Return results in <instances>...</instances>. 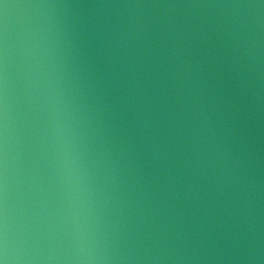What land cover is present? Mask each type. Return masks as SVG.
Returning <instances> with one entry per match:
<instances>
[{
    "label": "water",
    "instance_id": "obj_1",
    "mask_svg": "<svg viewBox=\"0 0 264 264\" xmlns=\"http://www.w3.org/2000/svg\"><path fill=\"white\" fill-rule=\"evenodd\" d=\"M0 264H264V0H0Z\"/></svg>",
    "mask_w": 264,
    "mask_h": 264
}]
</instances>
